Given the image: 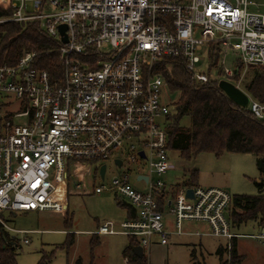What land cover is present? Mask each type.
Here are the masks:
<instances>
[{"label":"built area","instance_id":"1","mask_svg":"<svg viewBox=\"0 0 264 264\" xmlns=\"http://www.w3.org/2000/svg\"><path fill=\"white\" fill-rule=\"evenodd\" d=\"M260 6L256 0H0L9 11L0 24L36 22L59 43L61 64L60 76L51 77L35 68V53L25 52L15 65L0 66V238L14 248L16 236L27 232L11 229L3 212L65 211L60 200L70 161L101 168L111 160L121 168L124 161L141 160L147 172L136 177L143 188L125 172L110 188L95 189L123 198L134 218L106 221L95 234L134 237L144 253L154 243L167 246L173 235L219 237L229 241L230 259L231 241L241 237L228 217L232 197L162 180L174 170L166 132L172 101L154 65L181 57L192 81L203 85L219 64L209 63L207 73L195 71L204 46L230 48L239 53L242 69L222 74L242 90L245 70H264V12L250 10ZM247 96L250 112L264 121V103ZM184 223L207 224L209 232H187Z\"/></svg>","mask_w":264,"mask_h":264},{"label":"rangeland","instance_id":"2","mask_svg":"<svg viewBox=\"0 0 264 264\" xmlns=\"http://www.w3.org/2000/svg\"><path fill=\"white\" fill-rule=\"evenodd\" d=\"M264 4V0H256ZM251 11L264 12V7L251 8ZM202 58L196 64L195 71L207 73L209 71V57L207 45ZM219 64L212 69L210 77L221 83L233 84L232 79L222 74L225 68L233 71L240 63L239 53L221 47ZM241 73V72H240ZM251 79V69L245 70L242 77L241 89L245 90L246 84ZM176 99V94H170L169 100ZM182 126L189 124L184 118ZM121 158L120 155H118ZM169 161L174 170L169 175L162 177L167 186H177L188 180V171L196 170L197 178L193 187L217 188L231 197L238 195L254 196L259 192L257 183L263 184L264 177L258 165V158L251 154L224 153L216 156L211 153H201L194 160H182L177 151H169ZM106 172L101 178L99 168L101 163L87 161H70L67 169V183L65 198L60 200L64 206L63 213L53 212H3L1 214L5 223L14 230L27 231L18 234L14 247V256L17 264H74L81 258L83 264H125L122 251L127 244L125 236H98L100 243L97 247L90 245L94 234H90L106 221L120 222L126 217V210L119 206L123 198L114 192L105 190L96 194L95 189L103 185L110 188L114 177L128 173L130 183L138 184L136 174L147 172V164L143 161L128 163L118 168L110 161L104 162ZM184 174L186 177L184 178ZM187 178V179H186ZM80 184V189L76 186ZM121 201V202H120ZM168 220L167 228L172 229V218L165 215ZM184 229L190 232L197 230L209 232V226L202 223H184ZM241 235L238 240V252L243 257L241 264H264V240L255 239L259 235L258 227L254 222H248L234 229ZM69 235H74V244L68 245ZM14 234L8 233L11 238ZM23 240L27 243L24 244ZM228 240L219 237L203 235L171 236L169 245L160 246L157 243L145 252L152 264H193L191 253L194 251L195 260L200 264H219L217 249L222 246L227 249ZM226 264H231V259L225 256Z\"/></svg>","mask_w":264,"mask_h":264},{"label":"trees","instance_id":"3","mask_svg":"<svg viewBox=\"0 0 264 264\" xmlns=\"http://www.w3.org/2000/svg\"><path fill=\"white\" fill-rule=\"evenodd\" d=\"M8 14L9 11L0 8V17ZM58 46L59 43L46 36L36 22L0 24V66H13L25 52H32L36 54L35 68L47 71L51 77L60 76L61 64L55 52ZM208 48L209 62L216 65L221 56L220 47L208 45ZM238 68L242 69L240 63ZM250 69L251 79L244 91L253 100L264 103V70L258 67ZM154 70L161 74L171 94H176L167 118L169 151H177L186 162L194 160L201 153L216 156L224 153L251 154L258 158L264 177V121L257 119L248 107H241L228 98L216 80L203 85L195 84L181 57H164L154 65ZM184 118L189 122L186 127L181 122ZM196 178V170L188 171V180L184 184L191 187ZM257 184V195L232 197L228 217L233 228L248 222L264 228L263 184ZM119 206L126 210L124 219L134 218V211L129 205L122 201ZM93 236L90 245L97 247L99 235ZM74 242V235H69L68 245ZM8 244L3 237L0 238V264H17L14 249ZM138 245L136 238L127 237V244L121 254L123 261L126 260L125 264H149L145 256L138 258L134 255L133 249ZM194 253H191L193 264H200L195 260ZM225 253V247L217 249L219 264H226L223 259ZM230 259L231 264H241L243 260L235 238L231 241ZM74 264L83 262L78 258Z\"/></svg>","mask_w":264,"mask_h":264},{"label":"water","instance_id":"4","mask_svg":"<svg viewBox=\"0 0 264 264\" xmlns=\"http://www.w3.org/2000/svg\"><path fill=\"white\" fill-rule=\"evenodd\" d=\"M60 32L63 34L66 30L65 26H61L59 28ZM63 42H66V38H63ZM219 88L224 92V94L230 98L233 102L238 104L241 107H247L249 102V97L247 94H245L242 90H240L238 87H236L234 84L224 82L219 85ZM118 166H120V162H118ZM105 174V165L101 166L100 168V176L103 179ZM187 196L192 197V191H187ZM263 235H264V229H263ZM133 253L136 257L142 258V248L140 246H136L133 249Z\"/></svg>","mask_w":264,"mask_h":264},{"label":"crops","instance_id":"5","mask_svg":"<svg viewBox=\"0 0 264 264\" xmlns=\"http://www.w3.org/2000/svg\"><path fill=\"white\" fill-rule=\"evenodd\" d=\"M244 92V91H243ZM245 93V92H244ZM246 94V93H245ZM170 174V172L167 174V175H169ZM184 184V183H183ZM185 185V184H184ZM124 220V219H123ZM257 226V225H256ZM258 227V230H259V235H261V234H263V229L261 228V227H259V226H257ZM187 231V230H186ZM200 231V230H199ZM187 232H190V231H187ZM203 232V231H202ZM203 233H206V232H203ZM90 234H95V231L94 232H91ZM173 236H176V235H173ZM181 236H183V235H181ZM258 236V235H257ZM171 238V237H170ZM258 240H264V239H258ZM236 243H237V250H238V240L236 239ZM161 246V245H160ZM153 247V245L150 247V249ZM142 253H143V256H145V253L142 251ZM239 253V252H238ZM142 256V257H143ZM146 257V256H145ZM147 258V260H148V263L149 264H152L151 262H150V260H149V258L148 257H146ZM124 262H126V260H124Z\"/></svg>","mask_w":264,"mask_h":264}]
</instances>
